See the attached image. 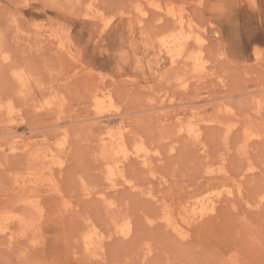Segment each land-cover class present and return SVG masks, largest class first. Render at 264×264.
I'll list each match as a JSON object with an SVG mask.
<instances>
[{
    "label": "rangeland",
    "instance_id": "rangeland-1",
    "mask_svg": "<svg viewBox=\"0 0 264 264\" xmlns=\"http://www.w3.org/2000/svg\"><path fill=\"white\" fill-rule=\"evenodd\" d=\"M97 1L104 16L114 18L112 26L105 31L97 21L83 16L85 0H0V100L5 106L14 105L20 112L11 130L0 128V144L7 142L11 136L5 133L12 130L16 138L36 145L67 138L72 150L64 171L57 176V183L64 193L62 197L66 195V200L75 206L59 224L52 218L57 211L54 206L38 220L41 224L35 221L37 229L29 233L30 242L36 241L38 248L30 246V242H27L29 246L24 242L8 247L6 241L0 239V264H264V205L251 211L243 209V213H247L240 216L229 203L223 202L214 222L196 231L187 242H181L157 220L161 213L159 205L144 196L122 188L115 195L118 205L115 211L108 210L99 198L83 195L86 188L105 187L106 168L98 142L102 128L93 121L91 94L99 78L108 76L105 81L114 103L125 113L122 121L129 126L128 139L134 142L133 138H140L139 141L142 139L150 149L163 155L164 160L157 163L156 170L169 181L173 198L169 204L173 211L180 200L199 192L204 181L201 176H205L208 167L203 154L215 161L227 148L222 129L212 125L204 130L206 154L195 145H187L177 136L172 121L170 126H159L158 114L162 112L156 108L168 106L165 112L172 114L189 107L181 103L196 102L211 94L213 101L209 102L207 118L213 116L224 101L240 115L238 130L229 140L231 150L226 156V167L229 176L237 179L249 166L256 168L244 179V188L246 199L258 200L259 192L264 193V146L255 143L248 157L240 156L238 147L244 139L245 120L254 117V97L264 99V0ZM158 4L164 9L171 7L188 12L184 13L187 18L193 17L196 25L206 29L207 54L214 69L225 77V87L212 86L209 94L193 84L191 91L184 94L176 86L177 75L172 71L167 69L162 80L156 72L152 74L150 68L155 59L148 37L170 26L168 21L156 22ZM139 10L149 16L144 26L137 24V16L141 17L140 13L136 16ZM54 31L76 59L57 56L56 45L45 38ZM43 39L45 42L41 43ZM3 52L9 56L8 61L3 60ZM256 53L262 57L258 61ZM18 70L30 76L27 85H21L15 78ZM55 97L63 101L57 112L36 110ZM172 100L176 106H172ZM261 116L255 122L261 121L260 129H264V112ZM177 140L181 141L177 144ZM26 167L22 157H0V210L9 208L11 177L26 171ZM127 176L143 187L152 185L155 190L159 189L157 181L150 183L149 174L134 161L128 165ZM115 216H121L120 223L117 220L119 224L132 219L133 222L129 221L134 226L133 236L124 241L117 237L111 239L104 260L89 263L78 243L85 220L89 218L109 230ZM18 229L15 225V230L20 231ZM146 246L151 247L152 252L145 260Z\"/></svg>",
    "mask_w": 264,
    "mask_h": 264
},
{
    "label": "bare ground",
    "instance_id": "bare-ground-1",
    "mask_svg": "<svg viewBox=\"0 0 264 264\" xmlns=\"http://www.w3.org/2000/svg\"><path fill=\"white\" fill-rule=\"evenodd\" d=\"M96 1L97 0H85L87 5L82 14L87 19L97 21L103 31H105L112 26L114 18L105 17L98 8ZM137 13H140L141 17L137 16ZM184 13L188 12L185 11ZM184 13H182V11L179 12V10L175 11L171 7L164 9L161 5H156V22L158 24H164V21H168L170 26L164 28V31L160 32L159 30L153 37H148L151 39V41L149 40V49H151L155 59L154 66L152 65L150 70L152 74L156 72L160 80L166 77L167 69L172 71L177 75L175 79L176 86H178L180 91L185 92L184 94L191 91L190 89L194 86L193 84H196L198 89H206L207 93L210 94L213 87L216 88L220 85H222L221 88L225 87V77L218 73L210 63V55L208 56L207 54L209 42L208 32L204 27L202 28L196 25V20L194 23L193 17L192 19H190L191 17L187 18ZM147 14L146 11L141 10L136 12L138 25L143 24L144 26L149 17ZM215 35L219 37L218 33H215ZM65 36H67L66 33ZM45 38L50 44L56 45L55 51L59 58L64 56L73 57L71 51L67 49L63 38L57 34L56 31ZM43 42H45L44 39L41 40V43ZM2 58L4 61H8L9 56L6 52H3ZM256 58L258 61L262 57L260 58L259 53H256ZM78 69H76V71ZM14 76L23 86L27 85L30 77L24 70L15 71ZM76 76L78 77V75ZM105 77L106 76L99 78V83L91 94L93 102L92 108L95 113V120L93 121L95 123H100L99 125L102 128V133L99 136L98 142L100 144L101 160L106 168L105 187L86 188L83 194L85 198L97 197L104 202L108 210L113 208L112 210L118 211L115 195H117L122 188H126L130 192L144 196L148 201L159 205L161 213H159L160 216L157 215V220L161 221L165 228L172 232L177 240L181 242H187L193 237L196 231L214 222L223 202L229 203L230 207L236 210L237 214L240 216L244 214L243 209L251 211L260 209L264 205V193L259 192V195H261L258 196L259 198L255 202L246 199L245 195L244 179L255 172V167L249 166L246 173H243L239 179L229 176L226 167V156L231 150L229 147L230 137L238 128L237 123L241 122L239 119L240 115L235 112L231 104H227V102L223 100V104H217L218 108H216L217 111L215 110V114L207 118L205 114L208 107L211 106L209 102L213 101L212 98L210 99L211 94L208 98L196 102L181 103V106L187 105L189 107L172 114L165 112V110L169 108L168 106L162 105L156 108L158 111L162 112L158 114L161 118V124L159 126H170L169 122L172 121L177 136L184 140L183 142L186 141L187 145H195L197 149L206 154L207 146L205 144L204 130L207 126L212 125L220 126L222 129V138H224L225 142L224 147L227 148H225V152L215 161L209 160L208 156L203 154V157L206 156L208 167L207 170L205 169V176H201L204 178V181L201 183L199 192L196 195H188L184 200H180L177 203L176 210L173 211V207L171 208L172 204H169V201L173 199L169 188V181L164 176H159L156 170L157 163L164 160L163 155L155 149H150L142 139L139 141L140 138L138 140L133 138L134 142L128 139L129 126L122 121L125 113L119 106L115 105L113 96L109 90V84L105 81ZM73 78L72 82H74ZM106 78H108V76ZM66 79L65 77V80ZM26 95L28 96V93ZM254 99L253 114L251 113L254 117L253 119L246 117L248 120H245L246 125L242 127L244 139L242 142H239L241 144L238 147L240 156L243 157L249 156L250 150L255 143H260L264 146V129H260L261 123L259 122L261 121L257 123L258 125L255 122V120H260L259 118L264 112V103L262 102L264 99H262V101L260 98V100H258L257 97H254ZM61 100L62 99H57L56 97L54 100L51 98V100L47 101L45 104L37 107L36 110L49 113L57 112L58 108L63 104ZM172 101V106H176L174 104L175 101ZM201 103L204 105H200ZM206 103H208L209 106H206ZM168 105L170 106V104ZM19 113L20 112L14 105L5 106L0 100V128H8V130H11L14 123L18 120ZM12 131H7V133H5V135L11 137L8 138L7 142L0 144V157H22L27 167L26 171L16 173L13 177L10 176L12 182L9 183H12V186L9 189V208L0 210V239L6 241L8 247H15L16 245H20V243L30 242L29 232L32 233L33 230L37 229L35 221L38 222V220L45 215L48 208L52 206L57 208L56 214H54L52 218H55L54 220H56L58 224L63 220V217L74 210L73 207L75 208L70 200H66V195L62 197L61 193L63 192H60L61 188L59 183H57V176L64 171L68 162L69 153L72 150L68 139H59L54 141V143L47 140L46 142L44 141L45 144L36 145L32 142H25V140L23 141L16 138V135L13 136L14 133ZM178 141L181 140H177V144ZM174 148L172 151L175 150ZM131 161L138 163L142 166L144 171L149 174L151 178L150 183L154 180L157 181L159 186L158 190H155L152 185L143 187L128 178L127 168ZM193 187L191 186V188ZM176 188L178 189V187ZM4 198L6 199V197ZM5 201L7 202V199ZM34 216L38 218L35 219ZM117 216L113 217L112 225H110L111 227L108 226L110 228L109 230H105L104 227L99 226L89 218L85 220L86 222H84L85 224L81 229L78 243L82 246V254H84L88 262L91 261V263H96V261L98 262V260H101L107 255L105 254L106 246L111 239L117 237L124 241L133 236L134 226H132V219L127 217L132 222L129 221V219L125 220V216L123 224H119L120 221L118 218H121V216L118 218ZM154 221L156 220H151V222ZM38 223L41 224V221ZM15 225L19 226L18 230L20 231L15 230ZM21 239H24V241H21ZM26 243L25 245L27 246H36L38 244L36 241L30 242V244ZM80 251H78V253ZM144 251V258H142L146 260L149 258L152 249L146 246ZM104 258L102 260H104ZM79 262H81L80 259ZM82 264H84V262Z\"/></svg>",
    "mask_w": 264,
    "mask_h": 264
}]
</instances>
